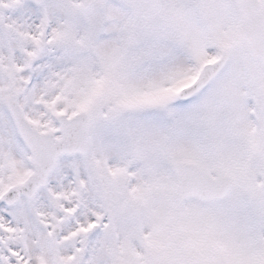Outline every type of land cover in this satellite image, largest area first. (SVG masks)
<instances>
[{
  "label": "snow or ice",
  "instance_id": "obj_1",
  "mask_svg": "<svg viewBox=\"0 0 264 264\" xmlns=\"http://www.w3.org/2000/svg\"><path fill=\"white\" fill-rule=\"evenodd\" d=\"M0 264H264V0H0Z\"/></svg>",
  "mask_w": 264,
  "mask_h": 264
}]
</instances>
